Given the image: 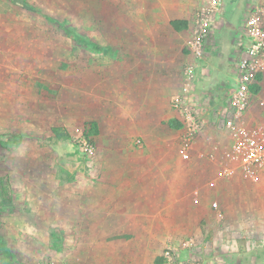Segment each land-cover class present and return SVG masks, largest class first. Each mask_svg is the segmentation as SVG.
Returning <instances> with one entry per match:
<instances>
[{"label": "rangeland", "instance_id": "rangeland-1", "mask_svg": "<svg viewBox=\"0 0 264 264\" xmlns=\"http://www.w3.org/2000/svg\"><path fill=\"white\" fill-rule=\"evenodd\" d=\"M27 1L31 8L20 1L0 0V135H25L17 144L0 141V183L6 187L0 196V264H153L169 240L186 238H193L196 247L185 257L206 264H264V177L227 213L216 196L218 207H213L221 219H214L217 226L210 234L198 238L183 230L162 242L99 241L100 233L90 225V193L101 169L95 156L81 149L87 140L96 149V138L84 136L91 117L84 103L108 97V92L113 95L111 85L122 76L124 60L140 56L138 51L123 50L130 0ZM255 9L254 5L248 14ZM242 13L233 18H243V24L247 16ZM52 19L65 22L80 39L70 37ZM90 42L103 49L92 48ZM220 51L207 50L198 60L195 100L200 102L207 94L215 107L197 108L205 125L188 158L180 145L184 131L179 135L165 130L169 142H177L170 153L179 157L181 182L188 177L187 164L199 163L223 146L225 99L236 55L234 49ZM104 77L108 92L97 87ZM252 99L246 116L264 120V92ZM103 125L101 138L107 139ZM201 186L184 182L191 194L181 201L189 207L183 225L194 221L190 206L195 203L194 190Z\"/></svg>", "mask_w": 264, "mask_h": 264}, {"label": "crops", "instance_id": "crops-1", "mask_svg": "<svg viewBox=\"0 0 264 264\" xmlns=\"http://www.w3.org/2000/svg\"><path fill=\"white\" fill-rule=\"evenodd\" d=\"M209 1L130 0V14L123 24V50L138 51L140 56L124 60L122 76L111 85L113 95L109 94V84L104 77L97 87L99 91H107L108 97L100 96L84 103L91 109L89 121H95L99 128V134L94 136V163L101 169V174L100 177L99 173L96 174L99 180L90 193V225L100 233L101 242H162L183 230L198 238L206 232L210 234L211 228L217 226V223L213 225L214 219H221V214L215 213L217 209L213 207L216 196L227 213V209L240 203L241 195L247 193L252 184L258 183L238 177L227 182L220 179L217 186L211 187L208 183L219 171L215 165L213 168L209 164L212 161L209 154L199 163L193 161L186 165L188 177L181 179L182 186L179 157L170 153L177 142H169L165 130L179 135L183 131V126L176 129L168 123L170 119L180 122L172 100L187 83L186 69L199 66L187 43ZM254 5L264 15V0H224L210 40L211 44L217 45V51L234 49L236 54V38L244 22L242 24L243 18L238 21L233 16L241 11L247 16ZM172 20H183L187 27L176 30ZM263 76L264 73L261 89L254 94L253 101L264 92ZM197 84L198 80L191 102L195 101L196 108L206 103L209 107L205 110H213L215 103L211 104L207 94L200 102L195 100L198 99ZM261 110L264 111V103ZM251 119L264 123L259 115ZM103 124L107 125V139L101 138L105 136ZM263 177L264 172L260 182ZM185 181L190 185L195 182L202 185L193 192L196 194L195 203L190 209L195 218L190 226L188 221L187 226L183 225L186 220L183 215L189 207L181 201L191 194L190 187L184 188ZM210 196L213 200L209 199ZM227 220L228 217L223 223ZM133 264L137 263L134 261Z\"/></svg>", "mask_w": 264, "mask_h": 264}, {"label": "built area", "instance_id": "built-area-1", "mask_svg": "<svg viewBox=\"0 0 264 264\" xmlns=\"http://www.w3.org/2000/svg\"><path fill=\"white\" fill-rule=\"evenodd\" d=\"M224 5V0H210L209 6L202 11L193 30L192 39L188 41L190 52L196 60L205 57L207 50L217 52V45L211 44L217 25V16ZM235 73L227 92L225 111V139L221 152L211 153V160L216 163L219 173L209 181L211 187L217 186L220 179L231 181L241 177L250 181H258L264 172V123L255 122L246 116L250 100L254 96L253 86L260 85V75L264 73V15L255 9L247 15L242 29L236 38ZM211 46V49H209ZM196 67L186 69L187 83L181 93L172 100V107L180 117L183 126L181 147L183 157L188 158L193 147L194 138L205 125L199 115L193 91L196 87ZM206 104V103H205ZM87 139V138H86ZM88 141V140H87ZM84 141L82 151L89 157L95 154L91 143ZM218 207V202H213ZM196 247L193 238L172 240L163 252L164 264H206L203 260L185 257V252H192Z\"/></svg>", "mask_w": 264, "mask_h": 264}, {"label": "trees", "instance_id": "trees-1", "mask_svg": "<svg viewBox=\"0 0 264 264\" xmlns=\"http://www.w3.org/2000/svg\"><path fill=\"white\" fill-rule=\"evenodd\" d=\"M12 1H20L23 5H25L26 7L28 8H31V5L28 3L27 0H12ZM57 25H59L60 27L64 28L66 31H67V34L76 39V40H79L80 39V36H77L76 33H74L72 30H69L65 24V22H62V21H58V20H55V19H52ZM172 26L176 29V30H181L183 28H186L187 27V23L183 20H172L171 22ZM89 45L96 49V50H101L103 49V47L101 46H98L92 42L89 43ZM260 80H262V77L260 75ZM261 89V86L260 85H255L253 86L252 88V91L254 93H258ZM169 125L170 127L172 128H176V129H179L182 127L181 123L178 122L177 120L175 119H170L169 120ZM99 134V128H98V124L95 122V121H91V122H88V124L86 125V128L84 130V136L85 138H90L91 137H94L96 135ZM25 138V135H0V141H6V142H10V143H14V144H17L19 143L21 140H23ZM5 190H6V187L0 183V196L2 197L4 194H5ZM156 264H163V258L162 257H158L156 259Z\"/></svg>", "mask_w": 264, "mask_h": 264}]
</instances>
